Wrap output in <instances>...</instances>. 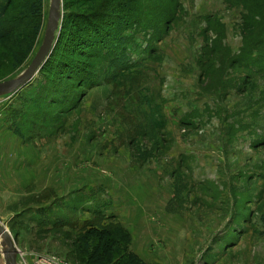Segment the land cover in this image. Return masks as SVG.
Wrapping results in <instances>:
<instances>
[{"label":"rangeland","instance_id":"374dc122","mask_svg":"<svg viewBox=\"0 0 264 264\" xmlns=\"http://www.w3.org/2000/svg\"><path fill=\"white\" fill-rule=\"evenodd\" d=\"M174 2L170 24L145 18L124 30L116 52L128 68L119 75L104 61L64 104L34 103L33 88L24 99L0 97V221L18 231L19 250L73 263L72 232L12 231L25 207L51 206L75 232L96 212L103 224H121L148 264H264V68L236 61L246 11L239 0ZM140 3L139 12L159 6ZM49 7L45 0L36 40L17 43L22 56L7 59L15 41L0 43V82L32 62ZM29 110L34 122L23 125Z\"/></svg>","mask_w":264,"mask_h":264},{"label":"trees","instance_id":"16d2710c","mask_svg":"<svg viewBox=\"0 0 264 264\" xmlns=\"http://www.w3.org/2000/svg\"><path fill=\"white\" fill-rule=\"evenodd\" d=\"M140 1L63 0L64 13L55 48L39 71V74L45 78H41L42 80L36 83L33 80L18 93L7 96L24 99L27 90L33 88L30 93L34 96V103L64 104L62 100H71L74 98L73 95L77 94L74 90L75 85L82 89L91 82L92 78L99 77L104 61H109L116 66L115 74L119 75L128 68L124 64V58L117 56L116 52L117 44L123 41L121 35L124 30L133 22H143L145 18L154 20L164 27V24H170L175 17L174 0H157L158 8H147L146 12L138 11ZM239 1L246 11L243 22L247 29V36L241 51L243 56L236 57V61L243 62L248 69L264 68L262 66L264 64V0ZM44 16L45 0H2L0 2V43L12 39L15 41V48L12 49L14 55L10 56L9 51L5 55L7 59L10 60L12 57L14 61L25 53V50L16 47L17 43L28 40L33 43L40 34ZM2 49L0 47L1 54H3ZM215 52H218L217 49ZM87 56L98 58L100 63L93 64L91 61H86ZM219 60L222 61V66L232 65V61L226 63L227 60L223 56H220ZM207 62V67L213 69L214 62L211 57H208ZM60 73L62 76L57 79ZM34 115L35 112L29 110L23 118V125H30V120L34 122ZM146 120L150 123V127L157 122L153 115H149ZM23 125L15 129V133L19 136L25 133ZM156 129H160L158 123L155 125ZM50 207L40 210L37 214L30 209L32 207L28 209L25 207L14 217L12 231L15 230V225L18 226L16 229L36 225L43 230L41 232H72V235H68L73 237V241L67 244L68 259L74 264H148L132 251L131 233L121 224H103L104 216L96 212L95 219L87 221L81 230L75 232L73 230L75 227L68 230L70 219L63 214L52 212ZM17 232L13 234L16 242L20 244Z\"/></svg>","mask_w":264,"mask_h":264},{"label":"water","instance_id":"95a60500","mask_svg":"<svg viewBox=\"0 0 264 264\" xmlns=\"http://www.w3.org/2000/svg\"><path fill=\"white\" fill-rule=\"evenodd\" d=\"M63 19V0H50L45 37L30 65L17 77L0 82V97L14 95L34 80L55 48ZM0 243L6 264H19V249L10 229L0 221Z\"/></svg>","mask_w":264,"mask_h":264},{"label":"built area","instance_id":"2783aa9c","mask_svg":"<svg viewBox=\"0 0 264 264\" xmlns=\"http://www.w3.org/2000/svg\"><path fill=\"white\" fill-rule=\"evenodd\" d=\"M19 264H72L55 254H29L19 250Z\"/></svg>","mask_w":264,"mask_h":264},{"label":"crops","instance_id":"0c3cea01","mask_svg":"<svg viewBox=\"0 0 264 264\" xmlns=\"http://www.w3.org/2000/svg\"><path fill=\"white\" fill-rule=\"evenodd\" d=\"M0 264H5V258L3 256V254L0 251Z\"/></svg>","mask_w":264,"mask_h":264},{"label":"bare ground","instance_id":"6f19581e","mask_svg":"<svg viewBox=\"0 0 264 264\" xmlns=\"http://www.w3.org/2000/svg\"><path fill=\"white\" fill-rule=\"evenodd\" d=\"M1 241H2V236L0 235V243H1Z\"/></svg>","mask_w":264,"mask_h":264}]
</instances>
